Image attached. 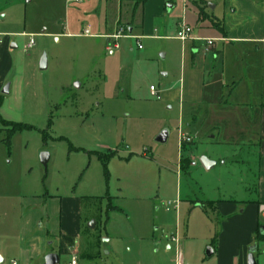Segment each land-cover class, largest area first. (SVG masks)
Segmentation results:
<instances>
[{
    "label": "rangeland",
    "instance_id": "1",
    "mask_svg": "<svg viewBox=\"0 0 264 264\" xmlns=\"http://www.w3.org/2000/svg\"><path fill=\"white\" fill-rule=\"evenodd\" d=\"M140 1L3 0L0 59L9 63L8 94L0 95L3 264L18 259L21 212L38 199L73 194L101 199L92 221L83 224L86 229L94 221V234L101 235L99 260L78 264H231V259L247 264L251 248L255 263L264 264V239L253 236L251 245L238 242L233 248L225 239L220 247L219 237L216 244L221 219L213 204L203 202L254 197L242 188L251 190L255 183L251 132L256 124L239 123L231 115L232 101L245 100L247 85L240 73L249 60L226 57L223 66L212 68L204 44L195 42L193 49L191 39L183 44L175 39L181 23L190 27L194 40L219 38L206 22H197L194 4L206 2L223 18L237 0H151L143 27ZM249 1L264 6V0ZM168 6L172 9L164 12ZM219 25L210 20L211 28ZM84 29L91 37H82ZM115 29L143 38L98 37ZM31 39L34 46L28 49ZM257 47L264 60V44L250 45L251 52ZM242 49L231 48V55ZM43 55L47 68L40 71ZM233 81L241 82L235 90ZM1 122L23 128L11 133ZM163 132L166 143H157ZM180 134L191 141L180 145ZM240 147H252L238 154L249 161L241 166L228 160ZM41 153L49 155L45 168ZM203 157L214 159L210 171L202 167ZM188 200L208 209L188 213ZM50 226L44 215L32 235L54 242L46 235ZM235 232L239 240L240 231ZM212 247L217 251L207 258Z\"/></svg>",
    "mask_w": 264,
    "mask_h": 264
},
{
    "label": "crops",
    "instance_id": "2",
    "mask_svg": "<svg viewBox=\"0 0 264 264\" xmlns=\"http://www.w3.org/2000/svg\"><path fill=\"white\" fill-rule=\"evenodd\" d=\"M150 1L151 0H148L142 6V10H140V26L142 27L144 24L145 5ZM2 4L3 0H0V13ZM198 5H201L203 9L194 4L197 11V22H206L207 28L213 30L217 35H219V38H213L214 45L211 50L209 49L207 51V54H209V63L210 65H213L212 68L215 66L219 67L220 65L223 66L226 57H237L241 60L242 58H247L249 60V65L247 67H242L241 73L239 72L240 75H243V79L247 85L245 100L232 101L233 105H231V107L235 109L231 115L234 117L238 116L237 122L239 123H246V125L252 123L256 124V131L251 132L253 133V137L256 138V144L254 146L255 149L253 150L255 153V183L251 190L246 186L242 188L244 191L243 194H245L246 191H253L252 193L254 197H249L248 200L216 199L205 200L203 202L213 204L215 209L214 213H216V215L221 219L219 224L221 232L218 236H215L216 244L218 243L220 237V247H222L221 244L224 242V239L226 240V245L232 246L233 248L238 242L239 244L251 245L253 236L259 234L264 238L263 231H261L264 229V217L260 215L258 210L259 206L264 205V60L262 59L263 52L260 51L258 47L255 52H251L250 50V45L264 44V6L255 4L249 0H237L230 5L227 11L225 10L223 12V18H220L209 10L211 5H209L208 8L206 7V2H199ZM170 9H172L171 6H168L167 8L165 7L164 12H168ZM0 19H4V16H1ZM130 19L132 22L130 26H133L135 21L134 16H131ZM210 20H218L220 25L216 29H213L210 27ZM133 29V27L128 29V33L130 31L129 34H131ZM85 31H88L89 36H85ZM83 32L84 34H82V37H91L88 29H84ZM109 34L107 36H109ZM107 36L98 35L100 38H106ZM140 38L138 40H140ZM192 42L193 49H197L195 42L206 46L205 41H200L197 38L192 40ZM226 43H229L230 47H228L229 49L225 53L224 48ZM237 46L246 51L236 52L237 50H234L235 52L232 56L230 49H236ZM110 53L112 54V52ZM241 64H243V62H241ZM8 70L9 63L0 59V95H2V90L6 84L5 77ZM232 83L235 85V88L233 89L235 90L237 85L241 82L235 84L233 81ZM251 149L252 147H240L237 150L234 149V155L232 154L228 160L232 164L235 163V165L238 164L241 166V164H247L249 161H247L246 158L240 157L238 154L243 153L244 150L250 153ZM235 153H237V155H235ZM209 160L214 161L212 158H209ZM192 164L193 162L190 166L196 167V164L194 166ZM223 165H225V162H223ZM83 198L89 197L75 196V194H73L70 198H63L59 196L46 197L42 200V202L40 199L35 201V205H31V207H33L30 210H23L21 212V240L18 251V259L17 261H12L17 262V264H30L33 260H36L39 257L45 258L49 254L57 255L59 258V264L61 259L65 260L66 264H69L70 258L74 254L78 258V263L79 261L89 263H95L98 261L99 258H97L96 253L101 251V243L97 250L95 247L92 248V243L95 237H99L101 240V235L97 236L94 234L95 228L94 230H90L88 227L86 229L83 228L84 223L92 221L91 216L95 209H83L81 207V199ZM188 201V213L197 208L203 211L208 209L196 203L198 200ZM178 204L181 206L182 201L181 203L179 201ZM178 209L180 212L181 209L178 208L177 204H175V213ZM44 215L47 218L48 226L51 225L49 228L50 231L48 230L46 235L50 239L54 240V242H47V245L44 240L46 238L45 236L42 237V234H36V236L32 235V229L34 228L35 223L39 220H43ZM86 230L89 231V234H84ZM236 230L240 231L239 240L236 237L238 235L235 232ZM233 235L235 236L233 237ZM82 241L86 243L84 248L81 246ZM53 243L57 245L56 248H53ZM211 250L212 255L210 257L216 253L217 247H212ZM85 255H88V257L82 258ZM230 262L231 264H239L235 259H231L229 263ZM3 263L4 260L0 257V264Z\"/></svg>",
    "mask_w": 264,
    "mask_h": 264
},
{
    "label": "built area",
    "instance_id": "3",
    "mask_svg": "<svg viewBox=\"0 0 264 264\" xmlns=\"http://www.w3.org/2000/svg\"><path fill=\"white\" fill-rule=\"evenodd\" d=\"M74 2H80V0H74ZM85 36H89L88 31H85ZM124 37L129 38V39H133L136 41L139 39L137 37L124 36V31L122 29H120V30L116 29V31L113 34L107 36L106 38L108 40H118V39H121ZM175 39L181 43H184L190 39L194 40L191 38V29L184 23L179 24L178 30H177L176 35H175ZM136 44H137V49L140 50L141 49L140 45H138V43H136ZM205 45H206L205 48L208 51L214 45V40L205 41ZM33 46H34V42L31 39L27 45V48L30 49ZM113 48L118 49V46L116 44H114ZM107 51H110V49L107 48ZM149 91H150L151 96H153V97L156 96L155 89L153 87H150ZM179 141H180V145H181L182 142H190L191 139L187 135L180 134L179 135ZM192 165L194 166L195 164L193 163ZM258 210H259L260 215H262L264 217V205L259 206ZM10 264H17V262L12 261ZM69 264H78V258L75 254L71 256Z\"/></svg>",
    "mask_w": 264,
    "mask_h": 264
},
{
    "label": "water",
    "instance_id": "4",
    "mask_svg": "<svg viewBox=\"0 0 264 264\" xmlns=\"http://www.w3.org/2000/svg\"><path fill=\"white\" fill-rule=\"evenodd\" d=\"M46 68H47V59L46 56L43 55L39 63V69L40 71H45ZM8 90H9V86L7 85L2 90V95H7ZM167 139H168V133L163 132L156 138V142L160 144H164L166 143ZM48 160H49V155L47 153L40 154V163L43 165L44 168L46 167ZM200 163L206 171H210L213 167H215V163L208 160L206 157L201 158ZM94 228H95V223L93 221L88 225V229L94 230ZM261 231H263V235H264V229H262ZM254 252H255V248L249 249V254L247 256V264H256L253 257ZM211 255H212V250L208 249L206 251V257L209 258ZM44 264H59V258L57 255L49 254L44 258Z\"/></svg>",
    "mask_w": 264,
    "mask_h": 264
},
{
    "label": "trees",
    "instance_id": "5",
    "mask_svg": "<svg viewBox=\"0 0 264 264\" xmlns=\"http://www.w3.org/2000/svg\"><path fill=\"white\" fill-rule=\"evenodd\" d=\"M148 0H141L140 1V5L143 6ZM1 124L3 126H6V127H10L11 128V133H15L19 130H21L23 128V126L21 125H15V124H9V123H4V122H1ZM100 203H101V199H98V198H83L81 199V207L83 209H92L94 208L95 210H99L100 209ZM84 234H89V231H85ZM255 239L256 240H263L264 238L257 234L255 236ZM100 245V238L99 237H95L93 239V243H92V248H96V250L98 249V246ZM88 255H85L84 257L82 258H87Z\"/></svg>",
    "mask_w": 264,
    "mask_h": 264
}]
</instances>
